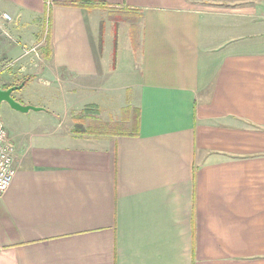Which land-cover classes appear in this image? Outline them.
Here are the masks:
<instances>
[{
	"label": "crops",
	"instance_id": "0c3cea01",
	"mask_svg": "<svg viewBox=\"0 0 264 264\" xmlns=\"http://www.w3.org/2000/svg\"><path fill=\"white\" fill-rule=\"evenodd\" d=\"M68 1L0 0V264H264V0Z\"/></svg>",
	"mask_w": 264,
	"mask_h": 264
},
{
	"label": "built area",
	"instance_id": "2783aa9c",
	"mask_svg": "<svg viewBox=\"0 0 264 264\" xmlns=\"http://www.w3.org/2000/svg\"><path fill=\"white\" fill-rule=\"evenodd\" d=\"M11 21L12 17L9 13H0V36H8L6 25ZM38 50L39 48L37 46H33L30 49L26 50L23 55H21L15 61H20L24 56L33 54L34 56L32 57V59L30 58V62L28 61V64L30 65L29 67H35L40 60ZM35 57H37L36 60ZM24 67L26 70V65H24ZM24 67L21 66L20 69L23 70ZM15 173L16 169L12 156V148L7 140L5 126L0 119V196H2L7 191L14 178Z\"/></svg>",
	"mask_w": 264,
	"mask_h": 264
},
{
	"label": "rangeland",
	"instance_id": "374dc122",
	"mask_svg": "<svg viewBox=\"0 0 264 264\" xmlns=\"http://www.w3.org/2000/svg\"><path fill=\"white\" fill-rule=\"evenodd\" d=\"M41 36L44 37V34L42 35V33H41ZM45 36H47V34H45ZM246 36H249V38L247 40L244 39L243 41L242 40L241 41H238L239 44L244 45L243 42H247V45H251V43L253 42V41H251V38H253V40L257 39V41H259V38H257L256 33H253L252 31H249L248 30L247 33H246ZM45 39H46V37H45ZM45 42L43 43L42 49L46 47V43ZM33 56H34L33 54H28V55L24 56L20 61L19 60L18 61H15L18 58L17 56H14V57H12V56L5 57L4 60H6V63L3 64V66H5V67L2 70H0V79H6L7 77H10V75L11 76H15L18 63H20L19 65L22 66V67H24V65L30 66L28 64V61L30 62V58L32 59ZM39 56H40L39 62L40 61H43L42 60L43 58L41 57V54ZM36 59H37V57H35V60ZM39 62H38V65H39ZM23 70H25V67H24ZM30 78L31 77L27 78L26 80L28 81ZM17 93H18V95H21L22 97L28 96L27 98L31 99L32 102H35V99L37 98L36 94L39 96L40 99H45L46 96H47L42 89H40L38 87H35V78L34 79H31V82L23 90H18ZM27 106H30V107H33V108H37V107H35L33 105H27ZM7 111H8L7 106H2L1 107V110H0L1 116H0V119L3 122L4 126L7 123L8 118H9ZM11 111H13V112L15 111L14 113H17L16 110H11ZM29 111H35V110H29ZM18 113H23V112H18ZM18 113L16 115H21L19 117H23V115H26V114H18ZM29 113H31L30 115L32 116L33 115L32 113H34V112H29Z\"/></svg>",
	"mask_w": 264,
	"mask_h": 264
},
{
	"label": "water",
	"instance_id": "95a60500",
	"mask_svg": "<svg viewBox=\"0 0 264 264\" xmlns=\"http://www.w3.org/2000/svg\"><path fill=\"white\" fill-rule=\"evenodd\" d=\"M23 86V83L20 85L16 86H11L7 89H1L0 87V107L2 103H6L7 105L10 106L13 110H16L18 112H28L29 110H39V108H33L30 106H23L19 102H17L13 97L12 93L16 89H20Z\"/></svg>",
	"mask_w": 264,
	"mask_h": 264
},
{
	"label": "trees",
	"instance_id": "16d2710c",
	"mask_svg": "<svg viewBox=\"0 0 264 264\" xmlns=\"http://www.w3.org/2000/svg\"><path fill=\"white\" fill-rule=\"evenodd\" d=\"M86 2V3H90V2H92L93 0H69L68 1V4H74V5H76V4H78V5H80L81 4V2ZM101 4H103V3H101ZM45 47V46H44ZM46 47H47V43H46ZM45 47V49H47Z\"/></svg>",
	"mask_w": 264,
	"mask_h": 264
}]
</instances>
